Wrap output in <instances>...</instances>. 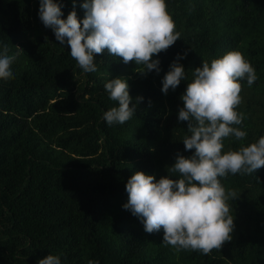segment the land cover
<instances>
[{"label": "trees", "instance_id": "1", "mask_svg": "<svg viewBox=\"0 0 264 264\" xmlns=\"http://www.w3.org/2000/svg\"><path fill=\"white\" fill-rule=\"evenodd\" d=\"M62 19L82 0H55ZM180 39L153 59L160 71H136L105 50L97 71L85 73L39 19V0H0V53L14 57L12 77L0 79V264H37L48 254L61 264H264V167L220 178L235 191L228 205L231 240L209 254L163 242L123 205L126 182L139 170L178 178L177 155L189 157L178 120L181 95L202 62L239 51L255 69L241 80L244 140L225 138L224 151L264 135V0H166ZM186 79L161 91L177 59ZM124 78L135 105L131 119L109 126L103 114L116 102L104 84ZM137 97H142L137 102Z\"/></svg>", "mask_w": 264, "mask_h": 264}, {"label": "clouds", "instance_id": "2", "mask_svg": "<svg viewBox=\"0 0 264 264\" xmlns=\"http://www.w3.org/2000/svg\"><path fill=\"white\" fill-rule=\"evenodd\" d=\"M75 3V0H73ZM83 19L75 10L62 19L61 7L55 0H39V19L51 28L57 41L67 43L71 57L85 73L97 71L94 55L105 50L125 64L134 62L136 71H160L154 56L166 51L180 34L167 11L166 0H82ZM7 46L0 53V79L12 77L14 57ZM177 54L162 79L163 93L175 90L186 79L185 69ZM251 86L257 79L255 69L239 51L202 62L194 69L193 78L181 95L183 107L178 120L187 122L190 135L183 138L189 157L177 155L171 171L177 179L135 171L128 178V194L123 207L130 210L153 233L163 229V242L176 249L209 254L231 240L234 223L228 200L236 198L227 191L220 178L229 173L252 174L264 167V135L258 141L238 150L224 151V139L230 136L244 140L247 133L235 125L243 116L236 111L241 103V80ZM105 91L116 105L104 112L103 119L111 126L124 124L133 116L135 105L124 78L109 79ZM137 102L142 97H137ZM37 264H61L58 255L48 254Z\"/></svg>", "mask_w": 264, "mask_h": 264}]
</instances>
